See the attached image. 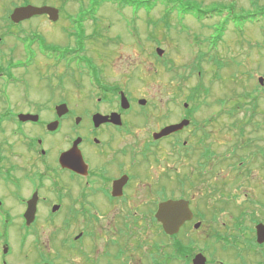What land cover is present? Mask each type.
<instances>
[{
  "label": "flooded vegetation",
  "instance_id": "flooded-vegetation-1",
  "mask_svg": "<svg viewBox=\"0 0 264 264\" xmlns=\"http://www.w3.org/2000/svg\"><path fill=\"white\" fill-rule=\"evenodd\" d=\"M67 3L0 0V264H10L18 252L25 264H195L197 256L204 264H251L258 250L264 256V245L234 235H224L227 244L221 247L234 253L233 262L210 253L208 223L215 225L216 220L195 204L207 196L193 193L213 169L206 145L208 120L199 123L200 109L194 104L184 106L178 121L171 110L165 111L163 123L148 131L140 145L128 143V137L134 127L151 121L149 105L141 102L145 99L136 104L128 97L130 106L123 109L119 91L98 98L85 117L59 114L61 106L70 105L68 85L79 88L78 77L85 75L75 55L88 53L76 34V18L69 16L66 22ZM25 6L55 9L58 17L43 14L15 22L14 11ZM71 39H80L84 46L67 47ZM82 63L98 77L96 64ZM132 109L136 115L129 117ZM114 113L120 116L118 123L110 120ZM97 114L109 119L97 126ZM184 119L189 120L187 127L156 137ZM78 140L80 154L74 155L73 167L61 158ZM170 145L174 150L167 155L163 150ZM163 158L187 160L191 173L176 166L162 170ZM167 201L187 202L193 215L175 234H168L157 217ZM33 202L35 215L28 220ZM240 213L252 217L248 211ZM244 223L237 219L234 231L246 229ZM222 236L213 230L215 242ZM52 240L51 254L47 245Z\"/></svg>",
  "mask_w": 264,
  "mask_h": 264
},
{
  "label": "rangeland",
  "instance_id": "rangeland-1",
  "mask_svg": "<svg viewBox=\"0 0 264 264\" xmlns=\"http://www.w3.org/2000/svg\"><path fill=\"white\" fill-rule=\"evenodd\" d=\"M67 1L66 22L69 16L76 18V34L82 36L88 50L75 55L86 77H78L79 88L68 85L69 111L85 117L98 98L104 94L113 97L119 91L136 104L145 99L151 121L134 127L128 137V143L140 145L148 131L163 123L165 111L171 110L172 119L178 121L180 112L184 113L183 103L193 102L200 109L199 123L208 120L206 145L209 169L213 168L206 182L197 183L193 192L208 199L195 204H201L209 218L216 220L215 225L208 223L211 255L233 262L234 253L221 248L227 244L223 237L251 238L255 245L256 222L264 223V84L259 83L264 80V19L251 18L254 22L230 23L225 28V15L203 14L223 7L254 14L257 7L264 8V0H130L103 2L102 6L96 5L99 0ZM66 43L74 46L71 49L78 47L76 43L84 46L80 39ZM158 48L163 55L156 53ZM85 60L91 67L98 66V77L83 65ZM135 115L132 109L129 117ZM188 139L189 135L181 137L180 146ZM170 149L174 150L170 145L163 151L169 155ZM170 160L163 158L162 170L176 166L191 173L187 160ZM240 210L252 216L245 214L247 230L241 234L234 231ZM215 229L223 235L218 243L212 237ZM231 244L229 249L234 251L236 244ZM47 247L52 254L53 240ZM258 252L251 256L255 258L251 264H264V256ZM18 254L10 264H25L18 259L24 255Z\"/></svg>",
  "mask_w": 264,
  "mask_h": 264
},
{
  "label": "water",
  "instance_id": "water-1",
  "mask_svg": "<svg viewBox=\"0 0 264 264\" xmlns=\"http://www.w3.org/2000/svg\"><path fill=\"white\" fill-rule=\"evenodd\" d=\"M43 14H48L51 17L55 16L54 19L58 17L57 11L55 9H51L49 7L37 8L33 6H26V7L17 8L12 15V19L15 22L19 23L35 15H43ZM157 52L159 55H163L162 50L158 49ZM260 83L264 84V80L260 79ZM121 106L123 109L129 108V101L124 93L121 94ZM66 113H68L67 105L61 106L59 108V114L63 115ZM108 119H109L108 117H104L98 114L94 116V122L97 126L103 122H106ZM110 120L118 123V121L120 120V116L118 114H113L110 117ZM187 125H188V121H183L180 124L169 126L163 129L159 134H157L156 137L161 138V137L167 136L175 131H179L183 129ZM49 128L51 130L55 129L53 124H51ZM79 141L80 140L76 141L74 143L72 150L69 153H66L65 156L61 158L64 161L67 160V163L73 167L77 163V161H75L74 159V155L76 153L80 154V151L78 150ZM80 160L83 162L82 158ZM29 214L31 217H29ZM34 215H35V204L33 202V204L30 203L26 217L29 220L33 218ZM192 216L193 215H192L191 210L189 209L188 203L184 201H168V202L163 203L157 215L159 221L162 222L163 227L168 234H175L176 232H178L181 225L185 221L191 220ZM256 232H257V242L259 244H264V224H259L256 227ZM203 259L204 258L202 256H197L194 262L195 264H204L205 260Z\"/></svg>",
  "mask_w": 264,
  "mask_h": 264
},
{
  "label": "trees",
  "instance_id": "trees-1",
  "mask_svg": "<svg viewBox=\"0 0 264 264\" xmlns=\"http://www.w3.org/2000/svg\"><path fill=\"white\" fill-rule=\"evenodd\" d=\"M103 2H108L109 4L110 3L111 4L112 3L113 4H117V3L121 4L122 2L129 3L130 0H99V1H97L96 5L97 6H102ZM123 4H125V3H123ZM191 10L192 9H190V11ZM226 11H227V13H226ZM207 14L211 15V16L217 15V16H220V17H223L225 15L226 17H228L227 20L224 21V26L226 28V26L229 25L230 23H236V22L237 23L238 22L245 23V22H248V21H252L251 18H255L257 20L264 19V8L257 7L256 8V12L254 14L243 15V14H241V12L237 13L235 11V8L232 9V8H229V7H223V8H220V9H214L212 12H210V13L208 12V13H205L203 15L207 16Z\"/></svg>",
  "mask_w": 264,
  "mask_h": 264
}]
</instances>
